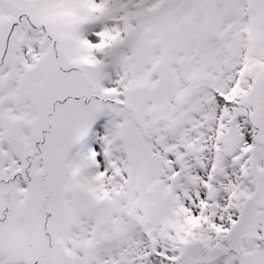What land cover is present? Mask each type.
Here are the masks:
<instances>
[{
  "label": "snow or ice",
  "instance_id": "snow-or-ice-1",
  "mask_svg": "<svg viewBox=\"0 0 264 264\" xmlns=\"http://www.w3.org/2000/svg\"><path fill=\"white\" fill-rule=\"evenodd\" d=\"M0 264H264V0H0Z\"/></svg>",
  "mask_w": 264,
  "mask_h": 264
}]
</instances>
